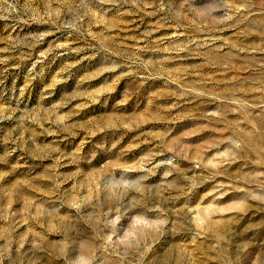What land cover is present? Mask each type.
Masks as SVG:
<instances>
[{"label": "rangeland", "instance_id": "obj_1", "mask_svg": "<svg viewBox=\"0 0 264 264\" xmlns=\"http://www.w3.org/2000/svg\"><path fill=\"white\" fill-rule=\"evenodd\" d=\"M0 264H264V0H0Z\"/></svg>", "mask_w": 264, "mask_h": 264}]
</instances>
